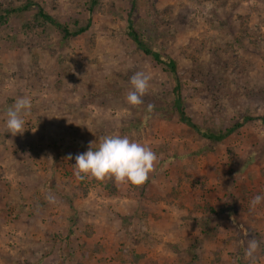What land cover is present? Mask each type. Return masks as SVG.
Masks as SVG:
<instances>
[{
	"label": "rangeland",
	"instance_id": "1",
	"mask_svg": "<svg viewBox=\"0 0 264 264\" xmlns=\"http://www.w3.org/2000/svg\"><path fill=\"white\" fill-rule=\"evenodd\" d=\"M26 1L0 0V7ZM30 1L71 30L88 18L90 25L64 38L54 25L36 20L31 6L0 25V264H76L69 239L70 228L79 229L76 219L81 227L90 220L108 223L115 236L125 227L115 219L124 222L127 212L138 211H131L132 198L122 201L130 189L184 186L183 198L196 189L198 199L204 190L206 196L217 190L222 199L219 188L230 185L239 192L252 188L249 202L264 196V124L246 122L212 141L179 121L171 109L172 73L127 34L130 0H99L91 12L90 0ZM135 2L134 28L175 59L185 110L195 122L217 131L242 114H264V0ZM136 71L150 80L143 103L133 106L126 96ZM23 96L32 108L23 117V134L13 136L6 132V110ZM111 134L157 154L142 186L74 175L75 156ZM89 188L86 201L79 191ZM250 209L254 220L264 219V201ZM104 243L112 255L117 244Z\"/></svg>",
	"mask_w": 264,
	"mask_h": 264
},
{
	"label": "crops",
	"instance_id": "2",
	"mask_svg": "<svg viewBox=\"0 0 264 264\" xmlns=\"http://www.w3.org/2000/svg\"><path fill=\"white\" fill-rule=\"evenodd\" d=\"M183 188L169 187L162 191L155 190L153 186H143L140 190H127L122 201L132 198L131 211L134 208L138 211L127 212L124 222L115 219V223L119 221L117 223L125 227H120L113 237L109 235L108 223L104 225L99 220H90L81 227L78 224L80 217L76 219L74 227L79 229L75 228L74 232L72 228L69 235L74 251L71 249L70 253L79 257L74 263L264 264V219L254 220L252 210H249L252 194L249 189L253 191L252 188L245 187L246 191L239 192L235 186L220 187L223 189L222 199L217 190L207 196L206 190L200 191L204 199H198L196 189H189L190 198H183ZM79 192L82 196L87 194L84 200H91L89 197L93 192L90 188ZM235 200L237 203L233 206ZM136 203H139L138 208L134 207ZM253 227L261 231L255 234ZM76 229H83L84 234H79ZM254 241L258 248L252 257H248L246 250ZM104 242L106 245L111 242L117 244L112 255ZM61 255L59 252L58 256Z\"/></svg>",
	"mask_w": 264,
	"mask_h": 264
},
{
	"label": "clouds",
	"instance_id": "3",
	"mask_svg": "<svg viewBox=\"0 0 264 264\" xmlns=\"http://www.w3.org/2000/svg\"><path fill=\"white\" fill-rule=\"evenodd\" d=\"M150 76L143 71H136L130 77L131 90L126 96L130 105L136 106L143 103L142 97L149 88ZM151 105L149 108L151 109ZM32 108L31 99L27 96L17 98L12 106L6 110V132L13 136L23 134L25 131L24 116ZM68 159H72L69 154ZM157 154L150 146L130 139L128 136L111 134L101 138L98 147L94 150L90 142L88 150L75 156L74 175L78 180L95 178L103 181L106 178L113 180L117 185L131 183L142 186L154 171ZM51 199V197H48ZM264 201V196L256 195L251 200L255 207ZM258 248V243L253 242L246 250V256L252 257Z\"/></svg>",
	"mask_w": 264,
	"mask_h": 264
},
{
	"label": "trees",
	"instance_id": "4",
	"mask_svg": "<svg viewBox=\"0 0 264 264\" xmlns=\"http://www.w3.org/2000/svg\"><path fill=\"white\" fill-rule=\"evenodd\" d=\"M98 2L99 0H90L89 5L87 7L88 11L91 12ZM135 3H136L135 0H130L131 6L127 14V34L133 40L134 45L137 49L141 50L144 54L150 56L155 61V63L163 64L172 73L173 99H172L171 109L173 114L177 115V119L179 121L185 123L186 125L191 127L194 131H196L203 137L210 139L212 141L223 140L246 122L257 120L260 123L264 124V114L262 115L242 114L236 121L232 123L231 126L223 130H217V131L204 129L197 122H195L192 119V117L186 113L185 110V100L181 88V81L176 71L175 59L167 53H161L159 50L152 48L149 43H147L142 39L140 34L134 28L133 13L135 10ZM30 6L35 9L34 18L36 20L40 18L43 23H50L54 25L61 32V35L64 38L75 37L76 35L86 31L90 25V18H88L84 24L79 25L71 30L66 24L58 22L51 14L45 11L37 2H33L30 0L16 7H0V25L6 21L8 15L17 11L26 10ZM107 183L109 185V182ZM71 231L72 228H70V232Z\"/></svg>",
	"mask_w": 264,
	"mask_h": 264
}]
</instances>
